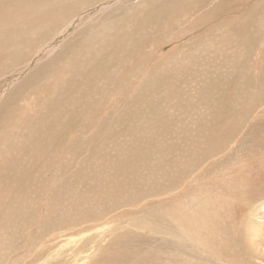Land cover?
Masks as SVG:
<instances>
[{
	"label": "bare ground",
	"instance_id": "obj_1",
	"mask_svg": "<svg viewBox=\"0 0 264 264\" xmlns=\"http://www.w3.org/2000/svg\"><path fill=\"white\" fill-rule=\"evenodd\" d=\"M244 1L246 0H242ZM226 3L227 0H167L166 3L164 0H142L138 5H133L132 0H0V215L9 217L14 213L23 216L19 211L25 212L29 209L30 198L32 197L31 201L34 200L30 182L34 177L30 179L29 169L23 168L33 160L38 161L46 154L52 155L50 160H53L54 168L51 166V170L57 175L60 174L62 178L63 173L60 172L66 167L76 163L77 167H80V162L76 160L83 161L91 157L89 153L86 154L88 158L81 157L88 142L93 146L96 143L95 137L100 141L109 134H114L115 126L119 124L122 126V123L131 117L133 119L136 117L138 121L141 119L156 121L162 124L161 131H164L163 122H175L176 117H186L190 114L186 109L192 105L193 109L199 108L210 113L207 105H211V101L222 99L216 93L221 91L222 84L231 81L229 74H224L223 76L226 77L223 79L214 77L213 74L208 77L203 74L202 77L197 76V78L196 75H192L194 76L192 82L197 84L201 91L198 92L199 90L194 87L196 88L194 91H197L193 93L190 102L189 95L177 94L169 95V100L161 103L162 95L170 92L166 89L167 86L182 82L185 72L193 71L192 62L195 60L193 56L196 57L193 55L196 45L178 53L179 49L175 50V47L179 46L178 41L175 38L169 39L167 43L173 41L176 45L173 48L174 53L171 51L175 56H171V53L170 56L162 54L160 44L152 49L148 46L158 44L169 34L177 33L176 29L180 25L188 23L193 15L190 13L192 11L187 13L186 8L191 7L198 12L202 10V5L206 7L205 13L210 16L221 15L220 8L223 10ZM113 8L121 13L118 14L116 11L118 15L112 19L108 18L110 20L104 21L105 23L98 24L97 22L103 16L110 14ZM81 9L85 10L80 11ZM255 10L264 13V0L254 3L247 9L245 17L248 15L246 18H249L250 23L254 21V13H257L254 12ZM261 19L264 20V15ZM223 23V25L222 22L220 23V29L226 26L232 29L235 25L227 20ZM259 26H262V22ZM245 29L239 31L240 34L248 36L241 41L246 44H239L240 49L247 51L250 49V43H255V47L251 49L257 53L264 52V36L262 40L254 41L251 37L252 32H247ZM260 31L264 34V26ZM70 35L72 38H69ZM63 39L65 46L61 45L57 48L56 54L52 56V50ZM200 45L198 49H201ZM74 48L75 54L72 53ZM225 49L230 50L226 47ZM244 55L247 53L235 56V61L238 57L235 66L241 67V63L247 61V57H242ZM260 58L264 59V57ZM235 71L233 66L231 74L233 75ZM199 77H201L199 79L201 87L197 82ZM10 86L12 88L3 94ZM26 96L30 98L27 99ZM117 96L119 97L115 100ZM225 97L231 100L235 96L225 95ZM220 104L222 105V101ZM230 107L234 106L230 105ZM49 112L52 116L48 117ZM247 113L245 111L240 114L246 117ZM217 116L216 123L220 129L222 121H225V126L231 124L236 114L234 112L225 119H222V115ZM123 118H127L126 121L122 120ZM177 120L180 122L179 119ZM133 124L135 127L128 128V126L126 129L130 131L133 128L135 134L140 133L137 135L138 138H144L141 143L147 141L148 149L152 147L155 144L154 139L160 135L157 132L153 134L154 131H149L151 126H147L145 129H149L152 136L145 140V135L149 134L141 129L144 126ZM154 124L152 123L153 127ZM126 129L124 131L128 132ZM132 133L125 136H132ZM245 133L243 137L247 136L242 137L237 149H233V141L231 146L225 149L229 152H226L227 154L222 152L226 155L212 164L211 172L201 173L197 177L190 174V180H193L191 186L183 185L181 188L183 191L179 194L174 191L165 193L163 197L168 195L174 200L170 199L171 204L155 206L154 212L151 210L153 225L144 218L131 217L128 225L132 230L135 228L136 231H145L152 235L148 236L143 232L144 236L138 241L139 233L136 231L123 232L114 238L109 247L96 253L93 251V255H88L96 239L90 235L83 239L71 261L61 258L63 261H57V264L88 262L89 264H264V250L260 247L264 245V218L261 216V210L264 208V120L251 124ZM77 138L81 139L75 140ZM15 142V153H11L10 150ZM139 142L140 140L136 142L138 145L134 144V146H140ZM110 143L109 145L113 142ZM69 146H74V151L69 150ZM147 147L139 148L146 150ZM119 148L121 151L120 146ZM70 152L75 154L74 158H71ZM133 158L134 162H137L135 166L139 169L138 161L135 156ZM102 159L104 161V158ZM123 160L126 159H122V163L127 162ZM113 161L110 165L116 167L117 163H120V166L124 167L121 161L115 162L116 158ZM91 165L93 166L92 163ZM29 166L31 167L32 163ZM93 167L89 168L93 169ZM58 179L59 177L51 181L52 188H57ZM205 179L209 186L207 182L204 186ZM120 184L125 185L121 182L116 186ZM104 188L111 191L107 185ZM98 192L107 198L111 195V192L108 194L104 190L101 192V188ZM18 196L25 200L22 201L23 205L20 204L22 205L20 209H16L15 206ZM160 201L158 203H161ZM147 204L148 201H145L138 205L140 209L146 210L143 207ZM119 216L117 225L119 221L120 224H127L128 221L123 220L130 215ZM0 223L3 224L1 220ZM142 241L144 243H141Z\"/></svg>",
	"mask_w": 264,
	"mask_h": 264
},
{
	"label": "rangeland",
	"instance_id": "obj_2",
	"mask_svg": "<svg viewBox=\"0 0 264 264\" xmlns=\"http://www.w3.org/2000/svg\"><path fill=\"white\" fill-rule=\"evenodd\" d=\"M132 1H133V5H138L142 0H132ZM164 1L165 3L167 2V0ZM259 1L260 0H246L242 2V0H236V1L227 0L226 7L223 8V10L222 8H220L222 14L221 15L213 14L212 16L205 13V11L207 12L206 7L202 5H201L202 8L200 7L202 10H204V11L201 10L202 12L201 11L196 12L197 9L193 10L191 7L189 9L186 8L187 13L192 11L190 13L193 15V17L189 18L188 20L189 22L180 25L178 29H176L177 33L173 32L169 34L166 39L159 41L158 44H150L151 46L150 45L148 46L150 49H152L160 44L159 46H162V51H161L162 54H167L168 56H170L171 51L173 52V48L174 46H176L173 41H169L170 43L169 42L167 43V41L171 38H175V40L178 41L179 43L178 44L179 46L175 47L176 48L175 50H177V48L179 49V51H177L178 53H181V50L182 51L187 50L189 46L196 45L194 46L196 47L194 48V52L196 54L195 53L193 54L196 57L193 56V59L195 60H193L192 62L193 71L189 70V72L191 71L193 72V74L191 72L190 73L185 72L182 79L183 83L179 81V82H175L173 85L167 86L166 89L170 90V92L167 95L164 96L162 95L160 99L161 103L169 100L168 98L170 96L177 94L189 95L190 97L189 102H190L193 93L197 91V90L194 91V89L197 88L199 90L198 92L201 91V88L199 89V86L192 82V79L194 78V76L192 75H196L195 78H197V76L202 77L203 74H206L207 77L208 75L213 74L214 77H219L220 79H223L224 77H226L223 76L224 74L225 75L229 74L228 77L229 78L231 77L230 78L231 81L222 84V88L220 89L221 91H219V93L218 92L216 93V95H220V98L222 99L211 101V105H207L208 111L210 113H207L206 110L199 108L193 109V105H192L191 107L186 109V111L188 112L190 111V114H188L186 117L183 116L182 117L180 116L181 118L176 117L177 119L180 120V122H178L176 118H174L176 120L175 122L168 121L170 125L168 122L167 123L163 122V125L165 124L164 131H161L162 124H158V122L156 121H148L145 119L144 120L141 119L142 121L141 123V121H138L136 117H134V119L137 120L138 122L135 121L133 117H131V115L129 116L131 118H129L127 121H126L127 118H123L122 120L126 122L122 123V126L121 124L115 126L116 130L114 134H109L100 141L98 140V137H95L94 139L96 143L93 146L91 145L90 142H88L84 146L86 150L84 148V152L82 151L81 157L82 159L84 157L88 158L86 155L88 153L89 155H91V157L88 155L89 156L88 159H85L83 161L76 160L77 162H80L79 165L81 168L79 166H78L79 168L77 167V163L68 166V168L66 167L63 171L60 172L61 174L63 173L62 178L60 177L61 176L60 174L57 175L51 170L52 168H54L53 160H50L52 159V155L46 154L45 157L41 158L40 160L38 161L33 160L28 164V166L24 165L23 169H25L26 167L30 171V176H31L30 179L34 177L32 180H30L32 184V191H33L32 194L34 195L33 197L34 200H32L33 201L32 202L31 201L32 197L30 198L29 209L27 211L21 212V210L20 211L18 210L20 214H23V216L16 214L14 215V213H12L9 217L0 215V220L3 222V224L0 223V264H52L53 262L54 264H57L58 262H61L66 259L68 261H71L75 257L76 251L78 247L82 244L83 239L90 235L96 238L95 243L92 244L94 250L92 249L91 251L88 252V255H93L92 254L93 251L94 253H96L99 250L104 249L105 247L106 248L109 247L111 245V242L114 240V238L121 235L123 232L136 231L135 228L132 230V228L129 227L128 225V223H130L131 217L144 218L148 221L149 224L153 225L154 218H152L150 212L155 211L154 210L155 206H158L159 204L160 205L171 204L172 201H170V199L174 200L168 195L163 197L165 193L174 191L175 193L179 194L181 191H183L181 190L183 185L191 186L193 184V180H190V174L196 175L197 177L201 173L205 174L206 172H211V170H213L211 167L212 164L216 163V161L218 160H221L220 158L224 157L227 154L226 152H229L228 150L225 151V149L231 146L233 141H234L233 149H237L239 147L241 140L247 136L246 135L245 137H243L246 134L245 132L248 130L249 126L251 124L259 123L260 121L264 120V59L262 60L260 58V57H264V52L257 53V51L251 49L255 47L254 46L255 43H250L251 50L248 49L247 51L241 50L240 49L241 47L239 46V44H246L241 41H243V39L248 36H244L243 34H240V32L243 31L245 28H246L245 31L247 32L249 31L250 33L252 32L251 37L254 39V41L255 40L260 41L264 36V34L260 31L262 26H264L263 25L264 20L261 19V16H263L264 13L261 12V10L259 11L255 10L254 12L257 13L253 12L254 13L253 23L248 22L249 18H246L248 15L245 17V13L247 12V9H249L252 5H254V3ZM97 3L99 4V2ZM97 3H95V5H97ZM203 3H205V1ZM85 9H81L80 11H83ZM115 9L116 8H113L110 11V14H108L105 17L103 16L100 20L101 22L99 21L97 23L98 24L105 23L104 21L107 22L110 19H112L114 16L121 13V11ZM116 11L118 12V14L116 13ZM226 20L230 21L233 25L235 24L232 29L227 28V26L223 27L224 30L223 28L222 29L219 28L220 23L222 22L223 25L224 24L223 22ZM261 22H262V26H259L261 25ZM97 23L96 25H98ZM241 24L242 26L240 27ZM238 28L240 29L237 31ZM85 30L87 31L89 29H85ZM71 32L72 31H70V33ZM78 37H76V39ZM69 38H72V35H70ZM200 40H204L203 41L204 43L199 42ZM205 41H207L206 47H205ZM63 43H65V39L61 40V42H59L56 45V47L52 50L51 52L52 56L56 54L57 48H59L61 45H64ZM202 44H204V46H202ZM199 45L200 48L203 49L202 51L201 49L197 48L199 47ZM214 46H216V48H214ZM225 47L228 49L230 48L231 51L229 50L230 51L229 52L228 50L225 49ZM212 48H214L215 50ZM232 48L234 49L232 50ZM225 51H226V55H224ZM74 52H76L75 48L73 49L72 53ZM235 52L237 53L235 54ZM173 53H171V56H175ZM245 53H247V55H244L242 57L245 58L247 57L246 59L248 62L247 61L242 62L241 67L235 66L237 64L236 61L238 60L237 57L235 61L234 59L235 56H239L240 54H245ZM257 55H259V57H256ZM208 62H210V64ZM232 65L236 70L233 75L231 74L233 67ZM220 71L222 74L220 73ZM201 77H199L197 81L200 87L201 84L199 82L200 81L199 79ZM16 84H14V86ZM11 86L3 94H6L12 88ZM225 95L226 96L233 95L235 97H233L230 100L229 98L227 99ZM118 97L119 96H117L115 100H117ZM26 98L28 99L30 97L26 96ZM186 99H188V97H186ZM88 100H86L85 103H87ZM194 100L195 99L193 98V102ZM221 101H222V105L220 104ZM224 101L227 104L226 103L223 104ZM29 102H31V99H29ZM230 105L234 107H230ZM144 109L145 107L142 108V111H144ZM245 111L248 113L246 117H243L240 113ZM234 112L236 114V117L234 118V120H232L231 124L225 126L224 124L225 121H222V127L218 129L217 127L218 124L216 123V118H218L217 115H222V119H225L226 117H230ZM156 113L159 112L156 111ZM47 116L48 117L52 116V113L49 112ZM167 118L169 119L171 117H167ZM133 123H136L137 124L136 126L139 125L141 126V124L142 127L144 126V128L141 129H144L145 132H148L149 134L148 136L145 135V140L151 138L152 135L150 136V134L153 131H154L153 134L157 132V134L160 135V136H156L153 142L155 144L152 147H150L151 146L150 145L149 146L150 148L148 149V147L146 146L147 141L141 143V141H143L144 138L142 137L138 138L137 135H139L140 133L136 132L137 134H135L133 128L130 129V131L127 130L128 128H131L133 126L135 127V124ZM152 123L153 124L155 123L154 124L155 127L152 126ZM129 124L131 125L129 126ZM36 126L38 125L36 124ZM147 126H151L149 127L150 130L148 129L149 131L152 130L151 133H149L147 128L145 129V127ZM125 129L128 132H125L124 131ZM131 132H133L132 136L128 135L130 136L131 139L128 136H125L128 133L131 134ZM133 134L137 137L135 138ZM132 137L134 138L132 139ZM80 139L81 138H77L75 140H80ZM125 139L128 140L125 141ZM138 140H140L139 142L140 146L135 147L136 145L134 146V144L138 145V143H136L138 142ZM157 140L159 143L157 142ZM109 143L111 145H109ZM156 143H157V147H156ZM15 145L16 142L14 143V145L10 150L11 153H15ZM118 145L121 147V151ZM106 146L107 147L111 146V147L109 149ZM141 146L147 147L146 150H144V148L142 149L139 148ZM73 147L69 146V150L74 151ZM99 148L101 149L102 152L99 151ZM113 148L115 151L113 150ZM130 148H133V150H130ZM137 148L139 150H137ZM94 149L95 151L97 150L98 152H95ZM223 149L224 151H222ZM90 150H92L93 152ZM140 150L142 152H140ZM90 152L92 153L90 154ZM222 152H225L226 154ZM72 154L73 153H71V158H74L75 154L73 155ZM96 155H98V157ZM134 156L136 158V161H138V164L140 165L139 166L137 164L139 169L135 166L137 162L136 163L134 162L135 161L133 160ZM112 157L113 160H115L116 158L115 161L116 163L120 161L122 163V159H126L123 161H127V162L125 163L123 162L121 164L124 167L127 165L125 169L124 167L120 166V163H117L118 166L116 165V167L110 165L112 163L115 165L114 161L112 160ZM102 158H104V161ZM89 162H91L93 166L95 165L93 167L90 163V166L91 168L93 167V169L89 168L90 167L88 165ZM129 162L131 164L134 162V164L130 165ZM31 163L32 166L30 167L29 165H31ZM98 163L100 166L98 165ZM82 165L83 166L85 165L84 167H88L90 170L88 168L82 167ZM114 167L115 168L121 167V168L120 169L118 168L117 170ZM131 167H133L132 171H131ZM76 168L78 169L75 171ZM58 177L59 179L57 180V182H59V184H57V188L54 189L52 188L53 185H51V181ZM207 179L204 180V186L206 185V182L208 183ZM121 182H123L125 185L120 184L117 187L116 184ZM105 185H107L111 189V191H107L106 188L103 189ZM159 187L161 189H159ZM99 188H101V192L103 190L107 194L111 192L112 196L110 195L108 196V198L102 196L98 192ZM112 188H114V191H112ZM154 194L156 195L154 196ZM22 198L23 197L21 196H18V198H16V202H17V203L15 202L17 204L15 205L16 209L17 208L20 209L19 207L23 205L22 203L24 202L22 201L25 200L24 199L22 200ZM154 199H156V201H154ZM159 200H161L160 201L161 203H158ZM137 201L140 202L138 203ZM145 201L146 202L148 201L147 204L148 206L146 205V207H143L146 210L141 208L143 210L142 211L139 205L144 203ZM128 202L129 204L127 205ZM131 204H133V206ZM149 207L150 209H148ZM147 212H149L148 218L146 216ZM124 213L126 214V216L128 214L130 215V217H127L123 220L124 222L128 221L127 224H123V223L120 224L121 221H119V225H117V219H120L119 215H121V217H124L123 216L125 215ZM261 216L262 218H264V208L263 210H261ZM112 220L114 221L113 223ZM143 232L145 231H140V230L136 231V233H139L138 234L139 236L137 237L138 241H140L141 237L144 236ZM145 233L148 236L152 235L149 232H145ZM141 243H144V241H142ZM260 247L262 248V250H264V245ZM61 254L63 256H60ZM85 264H89V262Z\"/></svg>",
	"mask_w": 264,
	"mask_h": 264
}]
</instances>
